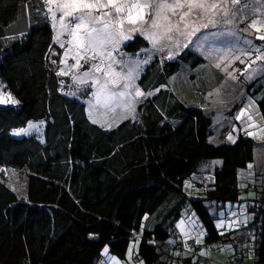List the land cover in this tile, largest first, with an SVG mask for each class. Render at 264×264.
I'll return each mask as SVG.
<instances>
[{
  "label": "trees",
  "instance_id": "trees-1",
  "mask_svg": "<svg viewBox=\"0 0 264 264\" xmlns=\"http://www.w3.org/2000/svg\"><path fill=\"white\" fill-rule=\"evenodd\" d=\"M45 12L43 0H0V81L20 101L0 105V264H97L105 246L120 258L131 248L143 264H211L225 246L220 264H264V193L241 197L239 186L256 175L239 173L254 161L256 141L239 134L211 142L212 115L202 101L182 99L192 87L176 79L184 61L192 73L203 67L207 79H221L220 71L207 73V59L191 51L151 60L137 83L154 95L140 99L134 119L102 127L89 119L84 98L63 90L56 75L63 49ZM145 46L136 35L124 49L142 55ZM210 81L208 90L218 82ZM258 93L264 125L263 85ZM41 121V133L13 135ZM215 159L219 166L200 170ZM11 172L25 182L22 195L8 185ZM225 202L243 216L227 231L215 223ZM183 209L201 222L207 255L189 225L188 236L178 230Z\"/></svg>",
  "mask_w": 264,
  "mask_h": 264
},
{
  "label": "snow or ice",
  "instance_id": "snow-or-ice-1",
  "mask_svg": "<svg viewBox=\"0 0 264 264\" xmlns=\"http://www.w3.org/2000/svg\"><path fill=\"white\" fill-rule=\"evenodd\" d=\"M43 4L53 26H58L56 43L59 48L64 49L60 60L64 67L60 68L56 75L68 76L71 73L74 82L85 86L81 91L87 88L95 89L91 92L92 99L88 100V116L92 123H100L96 118L100 109H103L102 114H115L113 121L129 117L134 119L136 105L140 103L137 98L154 95L153 92L141 91L136 85L141 66L149 63L151 56L143 60H133L120 51L124 42L132 41L136 33L151 43L150 49L142 51L151 53L155 49L157 52H164L167 46L165 42L173 41V33L186 39L187 43L182 45L186 48L188 43L192 42L191 38L202 30L215 29L221 24L234 25L239 18L240 22L249 20L248 28L255 30L257 40L264 41V11H261L260 17L257 18L255 7L259 4L260 8L264 9V0H244V3H241V0H43ZM223 34L212 33L213 36ZM228 34L233 37L237 35L236 31H230ZM65 35L70 39H62ZM174 43L177 48L181 46L178 40ZM244 43L248 48L239 49L242 54L250 56L251 52L255 51L256 60H264V51L260 46L254 45L252 40H245ZM175 54L169 53L167 58L171 60ZM230 54L231 49L225 54V58ZM69 59L75 63L69 64ZM235 59H240V56ZM52 63L56 64L57 61L52 60ZM85 65L88 67L85 68ZM216 67L219 68L220 64H216ZM73 69L76 70L74 73ZM223 70L227 72V68ZM235 78L233 76V79ZM6 87L0 81V105L19 104L20 101L10 91H5ZM69 94L76 95L75 92ZM117 109L122 111L117 113ZM243 115L244 111L241 110L236 119ZM248 119L251 120V116ZM31 129L38 130L39 125L29 123L27 128L14 130L13 135H26ZM248 135L255 136V133L249 132ZM228 139L231 140L232 136L229 135ZM229 227L232 225L229 224ZM184 234L189 235L187 232ZM201 242L196 239L197 244ZM104 252L107 255L108 249L105 248ZM110 260L114 264H120L116 257H110Z\"/></svg>",
  "mask_w": 264,
  "mask_h": 264
},
{
  "label": "rangeland",
  "instance_id": "rangeland-1",
  "mask_svg": "<svg viewBox=\"0 0 264 264\" xmlns=\"http://www.w3.org/2000/svg\"><path fill=\"white\" fill-rule=\"evenodd\" d=\"M241 3H244V0H241ZM257 8V18L260 17V12L264 11V9H261L259 4L255 5ZM45 11L47 12V8L45 7ZM46 12L43 14L45 18H47V21L50 23V26H52L54 31V42L56 43V31L57 27H54L52 24V20L50 15H47ZM29 13L26 14V20H20V24L23 26H27L29 23V19H27ZM59 16V13H58ZM251 18V12L249 10V19ZM248 22L249 20H245L244 22H240L239 18H237V22L234 25H224L221 24L215 29H205L202 30L200 33H197L196 36H193L191 38L192 42L188 43V47H182L184 43H187L186 39L183 36H179L178 34L173 33V41L165 42L167 46L165 47L164 52H157L155 49L152 50L151 53L142 51V49H150L151 43L147 39H145L143 36V39L148 42V46H145L141 48L139 53L130 54L124 49V46L127 42L125 41L124 44L121 46L120 51L127 54L128 57H131L133 60L139 58L140 60H143L147 56H151V60H158L159 63H162L164 61L169 60L167 58L169 53H178L174 55V58H177L179 55L186 54L188 51L197 53L201 55L202 57H205V71L207 73L213 72L212 68H216L221 73V79L220 77H213L212 79H207L205 75H203V67L199 69H194L195 71L192 73L191 70L192 67L190 64L186 61L183 62L182 68L178 72L176 79L178 83L184 84V88L186 89L187 86L192 87L190 92L182 93L181 95L182 99L189 102V104H194L196 101L200 100L202 101L201 104L205 107L206 111H208L212 117H213V134L210 135V141L214 144H219L222 142H234V140L239 136V134H242L243 136H250L248 135L249 132L255 133V136H251L256 141V146L254 149L255 152V158L254 161L247 165V168L240 169L239 173L240 176L243 173L244 170L254 169L255 176H251L248 180V182L251 184V187H255L254 190L248 189V182L241 181L240 188H241V197L247 196H257L264 193V131H261L264 129V125L261 119V115L256 103V98H258L257 93L259 92L260 86H264V60H256V53L255 51L251 52L250 56L242 54L239 49H247L248 45L244 43L245 40H252L253 44L256 46H260L262 48V51H264V41H260L256 39L257 33L255 30L248 28ZM128 26V25H126ZM230 31H236L237 35L235 37L229 35L228 33ZM212 33H224L223 35H217L213 36ZM136 35H140L139 33L134 34L133 39ZM141 36V35H140ZM205 37H207L205 39ZM62 39H70L67 35L62 37ZM180 42V47L177 48L174 41ZM57 44V43H56ZM67 47V45H66ZM229 49H231V54L225 58V54L228 53ZM64 52V49H63ZM114 55H117L114 53ZM63 56V54H62ZM236 56H240V59H235ZM117 58H120L117 55ZM62 59V58H61ZM171 59V60H173ZM150 60V61H151ZM244 60V63H241L240 61ZM252 61H255L252 63ZM75 63L74 60L69 59V64ZM83 63V62H82ZM220 64V67H216V64ZM148 64V63H147ZM143 64L141 66L140 75L143 71V68L147 65ZM249 64L251 65L249 67ZM210 66H213L210 68ZM64 65L61 64V68H63ZM88 65H85V68H87ZM227 68V72L223 69ZM84 69H81L83 71ZM119 70V69H118ZM255 70V71H254ZM76 70L73 69L72 72L74 73ZM99 75V74H98ZM233 76L236 77L233 79ZM251 76V78H249ZM138 78V79H139ZM138 79L136 80V85L138 86ZM220 79V80H219ZM218 81L217 83L213 84V88L208 90L206 87L212 86L211 81ZM253 81V82H252ZM63 84L65 85L63 90L66 91V93L69 95V93L75 92L76 95H74L78 99H83L86 106V112L88 114L89 112V106H88V100L92 99L91 92L95 91L94 88H87L85 91H81V89L85 88L84 85H79L76 82H74L71 79V73L68 76H63L62 80ZM208 82V83H207ZM139 87V86H138ZM140 88V87H139ZM184 89V90H185ZM195 89V91H194ZM198 89L205 90L203 94V98L198 97L199 93L197 92ZM141 90V89H140ZM217 90H219V94H217ZM5 91L8 92V90L5 88ZM142 91V90H141ZM256 91V96H254ZM64 92V91H63ZM87 94L86 96H84ZM259 95V93H258ZM142 97H139L137 99H141ZM200 103L194 104L198 105ZM4 105H16V104H4ZM241 110L244 111V115L241 116L240 119H236L237 115L241 112ZM122 109H117V113L121 112ZM103 109H100L96 113V118L100 120V123L105 126H111L116 125L120 119H116L113 121V116L115 114L113 113H107L102 114ZM249 116H251V120H249ZM31 123V122H30ZM39 125V129H31L29 132L33 131L35 133H41L42 124L41 123H35ZM28 126V125H27ZM27 126L25 128H27ZM27 135V134H26ZM229 135L232 136V139L229 140ZM24 135H19L18 137H21ZM221 161L219 159H215L212 161L205 162L199 166L201 171H212L213 168H215L216 165H220ZM251 165V167H249ZM15 172L14 170H11ZM9 181L8 185L11 189H15L14 191L18 195H22L25 191V182L23 179H18L17 176L14 173H8L7 174ZM17 179V181H16ZM19 185V187H18ZM248 186V187H247ZM244 189V190H243ZM251 194V195H250ZM207 204L210 206V211L213 213V210L215 208L214 201L207 202ZM185 213L186 221L180 219L178 222V230L180 232H189V229L191 231V237L193 238V242L196 243V239H200L202 242L199 244L201 246V253L205 252V244L203 243V236H204V228L199 221L198 217L195 215V213L189 209V213L186 211V209L182 210V214ZM232 216L234 218V221L228 220V216ZM243 216L239 215L237 213V210L235 208H232L229 204H226L225 206L220 209L218 212L215 223L217 227L222 228L223 230L227 231L230 229L229 224L232 225L231 228L234 227V223L238 221V219H241ZM183 222V224H182ZM221 224L223 226H221ZM202 234V235H201ZM135 245L137 242H134ZM134 246V244L132 245ZM108 247L105 246L102 250V256L97 264H114L113 261L110 260V257H116V259L120 262V264H143L142 261H136L131 256L129 257V251H128V257L120 258L118 255L109 252L107 255L104 252V249ZM131 250V248L129 249ZM228 254V250L225 247L220 248V250H217L212 254V263L211 264H220L219 261L222 260L224 256Z\"/></svg>",
  "mask_w": 264,
  "mask_h": 264
},
{
  "label": "crops",
  "instance_id": "crops-1",
  "mask_svg": "<svg viewBox=\"0 0 264 264\" xmlns=\"http://www.w3.org/2000/svg\"><path fill=\"white\" fill-rule=\"evenodd\" d=\"M141 89V88H140Z\"/></svg>",
  "mask_w": 264,
  "mask_h": 264
}]
</instances>
